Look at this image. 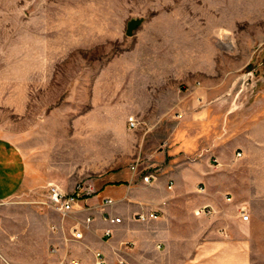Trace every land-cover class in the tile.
Wrapping results in <instances>:
<instances>
[{
	"label": "rangeland",
	"instance_id": "rangeland-1",
	"mask_svg": "<svg viewBox=\"0 0 264 264\" xmlns=\"http://www.w3.org/2000/svg\"><path fill=\"white\" fill-rule=\"evenodd\" d=\"M188 135L215 141L230 243L264 264V0H0V139L26 164L22 188L0 197V264H95L66 253L73 223L49 185L91 182L107 197L138 159L142 178L197 157ZM144 245L128 250L132 264H197L187 239Z\"/></svg>",
	"mask_w": 264,
	"mask_h": 264
},
{
	"label": "crops",
	"instance_id": "crops-1",
	"mask_svg": "<svg viewBox=\"0 0 264 264\" xmlns=\"http://www.w3.org/2000/svg\"><path fill=\"white\" fill-rule=\"evenodd\" d=\"M198 99L202 100L201 97ZM184 145L189 149L195 146L200 151L198 156L186 152L183 160L157 169L149 183L143 181L138 174L139 169H131L120 184L106 187L103 194L114 199L113 205L103 207L106 197L99 198L98 195L80 200L76 216L83 218L92 214L94 220L85 229L82 240L73 239L71 230L64 234L66 253L80 247L93 257L94 262L95 252L101 251L107 263L108 258L116 254L119 263L124 260L132 264L126 257L131 248L140 251L147 242L149 248L156 252L162 246L170 249L173 239H187L188 246L195 245L197 264H218L220 259L229 260L231 254L240 255V264H246L243 246L230 243L229 233L234 231L236 220H225L226 208L232 197L225 193V188L214 186L213 180L222 165L218 157H212L215 141L205 146L203 138L195 139L188 135ZM21 156L10 142L0 139V197L11 196L22 188L26 164ZM137 161L140 162V159ZM200 186L204 187L203 191ZM204 207L212 208L213 212L210 215L198 214ZM150 211L157 212L158 218L140 221L147 224L149 230L134 231L137 224L133 219L135 213ZM104 212L120 217L122 221L115 224L104 221ZM67 219L73 223V219ZM241 221L246 222L242 217ZM108 228L112 230L111 236L105 234Z\"/></svg>",
	"mask_w": 264,
	"mask_h": 264
},
{
	"label": "built area",
	"instance_id": "built-area-1",
	"mask_svg": "<svg viewBox=\"0 0 264 264\" xmlns=\"http://www.w3.org/2000/svg\"><path fill=\"white\" fill-rule=\"evenodd\" d=\"M130 126L132 128L137 127L138 122L136 121L135 117H130L129 119ZM242 153L239 152L238 156H241ZM139 161H136L132 166L131 169L133 171H137L139 169ZM153 176L152 174H147L143 177V181L149 183L152 181ZM200 190L203 191L204 187L200 186ZM97 195V189L95 185L91 182H84L81 181L77 183L71 191L63 190L57 184H50L49 185V201L51 207L58 212L62 218L73 219V224L71 225V235L72 238L75 240H82L84 238V231L88 228L89 224L94 220V216L92 214H86L83 218H80L77 215L79 210L76 208L79 201L85 198L93 197ZM115 203L114 199L110 197H106L103 200V207L110 206ZM87 210V209H84ZM213 212V209L210 207H204L201 211L197 213H204L205 215H210ZM158 213L155 211L150 212H142L137 215L139 221L146 222L152 219L158 218ZM103 220L109 223L115 224L120 223L122 218L114 217L108 212H104ZM242 220L249 221L250 216L245 211H242ZM55 229V227H53ZM106 236H111L112 230L110 228L106 229L105 231ZM74 264H78L77 261H73ZM95 264H107L106 257L104 253L101 251L95 252ZM120 264H130L127 261L121 260Z\"/></svg>",
	"mask_w": 264,
	"mask_h": 264
},
{
	"label": "water",
	"instance_id": "water-1",
	"mask_svg": "<svg viewBox=\"0 0 264 264\" xmlns=\"http://www.w3.org/2000/svg\"><path fill=\"white\" fill-rule=\"evenodd\" d=\"M143 19L142 18H135L132 19L129 24H128V28H127V34L128 35H132L134 29H136L141 23H142Z\"/></svg>",
	"mask_w": 264,
	"mask_h": 264
}]
</instances>
